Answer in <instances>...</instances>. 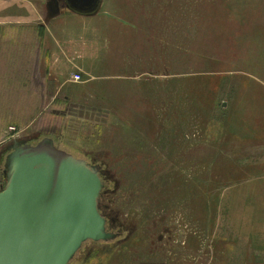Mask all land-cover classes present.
I'll list each match as a JSON object with an SVG mask.
<instances>
[{
  "label": "rangeland",
  "instance_id": "1",
  "mask_svg": "<svg viewBox=\"0 0 264 264\" xmlns=\"http://www.w3.org/2000/svg\"><path fill=\"white\" fill-rule=\"evenodd\" d=\"M20 8L0 0V176L52 139L97 168L116 235L69 264H264V0H102L52 26L57 81Z\"/></svg>",
  "mask_w": 264,
  "mask_h": 264
},
{
  "label": "water",
  "instance_id": "2",
  "mask_svg": "<svg viewBox=\"0 0 264 264\" xmlns=\"http://www.w3.org/2000/svg\"><path fill=\"white\" fill-rule=\"evenodd\" d=\"M79 16L102 0H64ZM0 191V264H69L81 246L109 242L97 209L103 183L96 167L58 149L53 140L15 146Z\"/></svg>",
  "mask_w": 264,
  "mask_h": 264
},
{
  "label": "crops",
  "instance_id": "3",
  "mask_svg": "<svg viewBox=\"0 0 264 264\" xmlns=\"http://www.w3.org/2000/svg\"><path fill=\"white\" fill-rule=\"evenodd\" d=\"M16 3L20 5V14H32L31 18L36 20L37 25L43 28L41 40L39 42V52L38 55L44 53L46 54L47 60H49L48 67V76L55 78H69L75 73L71 70L72 64L66 60V56L63 53H58L60 44L63 41H60L53 33L52 26L57 23L59 20L67 18L78 23L86 24L88 16H79L69 11L64 0H15ZM50 13H59L57 18H52ZM25 17H20L18 20H28ZM60 52V51H59ZM77 73V72H76ZM79 74V73H78ZM64 87V82H58V90L61 91ZM261 121H264V111L260 113ZM243 123V127L244 128ZM264 125V123L262 124Z\"/></svg>",
  "mask_w": 264,
  "mask_h": 264
},
{
  "label": "flooded vegetation",
  "instance_id": "4",
  "mask_svg": "<svg viewBox=\"0 0 264 264\" xmlns=\"http://www.w3.org/2000/svg\"><path fill=\"white\" fill-rule=\"evenodd\" d=\"M34 142H30V143H27V144H33ZM23 145V144H22ZM12 151V150H11ZM9 154V153H8ZM8 154H5V156H4V163H5V161H6V157H7V155ZM4 165V164H3ZM4 172H5V167H2V174H1V176H0V191L2 190V187H3V185L5 184V178H4Z\"/></svg>",
  "mask_w": 264,
  "mask_h": 264
},
{
  "label": "built area",
  "instance_id": "5",
  "mask_svg": "<svg viewBox=\"0 0 264 264\" xmlns=\"http://www.w3.org/2000/svg\"><path fill=\"white\" fill-rule=\"evenodd\" d=\"M73 82H79L81 81V76L79 74H74L71 78Z\"/></svg>",
  "mask_w": 264,
  "mask_h": 264
}]
</instances>
